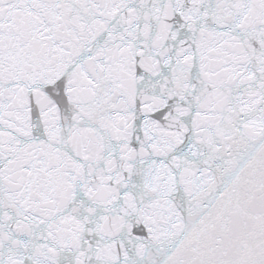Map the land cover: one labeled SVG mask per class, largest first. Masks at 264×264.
I'll return each instance as SVG.
<instances>
[{
  "label": "snow or ice",
  "instance_id": "1",
  "mask_svg": "<svg viewBox=\"0 0 264 264\" xmlns=\"http://www.w3.org/2000/svg\"><path fill=\"white\" fill-rule=\"evenodd\" d=\"M0 264H264V0H0Z\"/></svg>",
  "mask_w": 264,
  "mask_h": 264
}]
</instances>
